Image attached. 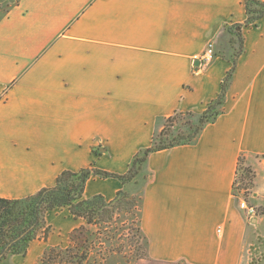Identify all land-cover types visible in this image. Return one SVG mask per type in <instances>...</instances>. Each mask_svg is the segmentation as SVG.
I'll list each match as a JSON object with an SVG mask.
<instances>
[{"label": "crops", "instance_id": "1", "mask_svg": "<svg viewBox=\"0 0 264 264\" xmlns=\"http://www.w3.org/2000/svg\"><path fill=\"white\" fill-rule=\"evenodd\" d=\"M0 198L53 187L63 171L125 174L164 119L202 114L233 64L226 28L246 0H0ZM224 114L198 141L152 154L142 191L148 258L138 264H251L248 222L234 190L240 157L254 159L264 194V17L243 30ZM117 179H91L107 201ZM48 239L0 264H37L83 226L67 209L47 216ZM256 224V219H251ZM256 226V225H254Z\"/></svg>", "mask_w": 264, "mask_h": 264}, {"label": "trees", "instance_id": "2", "mask_svg": "<svg viewBox=\"0 0 264 264\" xmlns=\"http://www.w3.org/2000/svg\"><path fill=\"white\" fill-rule=\"evenodd\" d=\"M244 7L246 20L242 24L226 28L230 36L229 56L224 51H215L216 57L228 58L233 66L223 79L220 94L209 103L202 114L177 112L164 119L160 129L153 136L151 146L140 150L134 156L125 174L109 173L93 164L78 172L63 171L53 187L44 188L26 198H0V263L12 256H26L30 244L38 239L46 241L51 233L47 221L48 214L64 209L68 210L75 221H84L85 224L70 235V244L67 247H48L37 264H96V260L93 263L91 261V251L97 250L96 246H102L105 242L113 245L115 236L106 229L117 223L121 216L133 213L139 215L138 225L132 229L136 240V243L132 244L137 246L135 259L139 261L148 258V242L141 228L143 192L131 194L125 187L131 184L145 186L152 177L147 166L152 154L196 143L206 126L216 123L224 114V105L237 62L244 52L243 30L246 27L258 26L264 17V0H246ZM184 120L189 121L178 125V121ZM93 178L117 179L122 183L123 189L112 201H107L102 195L88 197L86 186ZM255 178V171L247 165L246 157H240L234 183L235 192L240 194L243 191L248 199L246 192ZM140 240L144 242L143 245H139Z\"/></svg>", "mask_w": 264, "mask_h": 264}, {"label": "rangeland", "instance_id": "3", "mask_svg": "<svg viewBox=\"0 0 264 264\" xmlns=\"http://www.w3.org/2000/svg\"><path fill=\"white\" fill-rule=\"evenodd\" d=\"M10 3L0 2V10L3 13L9 8ZM189 120L178 121V125L185 124ZM181 122V123H180ZM254 159L247 160V165L253 167L256 178L254 183L249 186V189L246 192L248 199L245 198L243 191L240 194H237L241 199H244L249 206L255 208L256 215L253 219H256L258 222L256 224L252 223L251 219L247 215L246 218L248 222V257L250 258L251 264H264V194L261 193L259 198H254L256 192H260V184L258 180V174L255 166L253 165ZM136 189L129 191L131 194H136L140 191H135ZM139 221V215L136 213L127 214L121 216L117 223H113L109 229H106L107 232L110 231L112 236L115 238L112 240V246L109 245V242H105L102 246L98 247L97 250L91 251V261L93 263L96 260V264H138V260L135 259V250L137 246H133L132 243H136L134 239L135 232L132 230L137 227ZM256 225V226H254ZM134 239V241H133ZM97 243V242H96ZM143 241L140 240L139 245H143ZM70 244V240L64 247H67ZM99 245V244H98ZM102 253V254H101Z\"/></svg>", "mask_w": 264, "mask_h": 264}, {"label": "built area", "instance_id": "4", "mask_svg": "<svg viewBox=\"0 0 264 264\" xmlns=\"http://www.w3.org/2000/svg\"><path fill=\"white\" fill-rule=\"evenodd\" d=\"M215 59H216L215 46H214V43H210L208 44L205 52L203 53L200 59L201 67L207 68L213 63ZM240 208L244 210L245 212H247V215L249 216L250 219L255 217L256 215L255 208L252 206H249L248 203L244 199H241L240 201Z\"/></svg>", "mask_w": 264, "mask_h": 264}]
</instances>
